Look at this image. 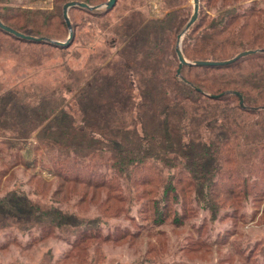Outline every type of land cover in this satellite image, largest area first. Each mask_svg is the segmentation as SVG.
Instances as JSON below:
<instances>
[{
    "label": "trees",
    "instance_id": "trees-1",
    "mask_svg": "<svg viewBox=\"0 0 264 264\" xmlns=\"http://www.w3.org/2000/svg\"><path fill=\"white\" fill-rule=\"evenodd\" d=\"M107 1L51 0L34 8L0 0L5 25L45 39L0 28V64L10 78L0 77V232L36 231L31 246L74 236L68 254L52 264L104 263L101 254H89L102 238L95 232L101 215L87 217L100 191L107 204H122L117 211L109 206L105 218L124 212L141 184L165 190L163 216L178 187L215 211L229 174H264L261 0H199L198 19L182 39L191 64L180 73L176 47L191 9L163 0L162 15L150 17L143 0H128L122 10L120 0L107 10ZM69 2L90 8H70L73 39L55 44L70 34L63 16ZM245 51L254 53L228 64H193ZM41 164L56 169L54 192L43 174L11 181L17 166L28 172ZM241 180L235 188L248 194ZM113 232L102 241L128 237Z\"/></svg>",
    "mask_w": 264,
    "mask_h": 264
},
{
    "label": "rangeland",
    "instance_id": "rangeland-1",
    "mask_svg": "<svg viewBox=\"0 0 264 264\" xmlns=\"http://www.w3.org/2000/svg\"><path fill=\"white\" fill-rule=\"evenodd\" d=\"M30 1L34 0H18L34 8L50 7L51 3V0H39L29 4ZM181 1L182 7L191 9L193 14L194 0ZM126 3L128 0H120L117 9H124ZM244 4L247 6L250 1ZM141 5L150 17L163 13V0H143ZM260 6L264 8V0H261ZM80 51L86 50L81 48ZM86 53L89 54L88 51ZM2 68L0 64V77L6 81L10 78ZM33 155L31 151L27 157L32 159ZM245 160L241 158V162ZM54 172L56 169L50 165L41 164L36 170L28 172L23 166H17L11 181L17 179L26 182L33 173L43 174L51 185V192H54L60 184V180L52 176ZM240 178L242 187H249L245 188L249 190L248 194H238L239 189L235 188L234 182ZM227 179L230 183L225 186V192L213 199L215 211L199 203L194 193L178 187L176 198L169 201L170 210L163 211L164 216L161 209L165 190L144 184L135 186L130 206L124 212L115 214V217L106 218L101 214L103 211L109 206L117 211L122 204L114 200L107 204V193L100 191V197L88 200L91 206L87 217L101 215L100 226L95 232L102 236L90 246L89 254H101L103 264H264V174H229ZM22 184L23 189L33 193V187ZM78 188L81 189L80 186ZM153 218H159L162 223L154 224ZM115 230L128 237L118 243L102 241ZM36 233L0 232V264H52L71 250L70 241L74 240V236L69 238V242L63 238H51L31 246Z\"/></svg>",
    "mask_w": 264,
    "mask_h": 264
},
{
    "label": "water",
    "instance_id": "water-1",
    "mask_svg": "<svg viewBox=\"0 0 264 264\" xmlns=\"http://www.w3.org/2000/svg\"><path fill=\"white\" fill-rule=\"evenodd\" d=\"M116 2H117V0H108L107 3H106V9L107 10L112 9L116 5ZM75 6H78V7H81V8H90L85 3L69 2V3L65 4L64 8H63V16H64L65 22H66V24H67V26H68V28L70 30V35H69V38L67 39L66 42L55 41L53 43L59 44V45H68L71 42V40L73 39L74 32H73V27H72V24H71L69 15H68V11L70 10V8L75 7ZM199 7H200V1L199 0H194V12H193V15L191 16L189 22L186 24L184 30L182 31V33L178 37V44H177V47H176L177 57H178L179 62H180L178 73L181 72V68L183 67V65L191 64L189 61H187L185 59V57L183 55V52H182V39H183V36L186 33V31L189 30L194 25V23L197 21L198 15H199ZM0 28L3 29L4 31L10 33V34H13V35L17 36V37L30 39V40L31 39L32 40H45L44 38H35V37L29 36V35H24V34L14 30V29H12L11 27L5 25L1 20H0ZM252 53H254V51H245V52H242V53L238 54L236 57H234L231 60L222 61V62L196 61V62H193V64H196V65H222V64H228V63H231V62H234V61L238 60L239 58H241V57H243L245 55L252 54ZM242 105H243V103H242Z\"/></svg>",
    "mask_w": 264,
    "mask_h": 264
}]
</instances>
